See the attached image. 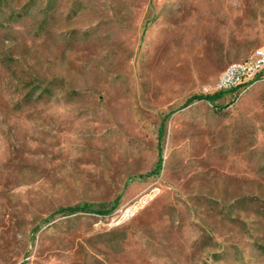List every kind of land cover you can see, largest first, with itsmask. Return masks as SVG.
Wrapping results in <instances>:
<instances>
[{
  "label": "rangeland",
  "instance_id": "rangeland-1",
  "mask_svg": "<svg viewBox=\"0 0 264 264\" xmlns=\"http://www.w3.org/2000/svg\"><path fill=\"white\" fill-rule=\"evenodd\" d=\"M256 49L264 0H0V264H264V81L189 101Z\"/></svg>",
  "mask_w": 264,
  "mask_h": 264
},
{
  "label": "built area",
  "instance_id": "built-area-1",
  "mask_svg": "<svg viewBox=\"0 0 264 264\" xmlns=\"http://www.w3.org/2000/svg\"><path fill=\"white\" fill-rule=\"evenodd\" d=\"M264 78V49H256L245 60L229 64L219 75L217 91H238L242 94Z\"/></svg>",
  "mask_w": 264,
  "mask_h": 264
},
{
  "label": "trees",
  "instance_id": "trees-1",
  "mask_svg": "<svg viewBox=\"0 0 264 264\" xmlns=\"http://www.w3.org/2000/svg\"><path fill=\"white\" fill-rule=\"evenodd\" d=\"M225 91H216L212 94H205V95H194L192 96L190 100H205L207 102H214L216 99H219L220 97H222V95L224 94ZM162 132L160 131V134ZM160 148V147H159ZM158 160L154 166V168L148 173V174H154L157 175L161 169V152H159L158 154ZM86 209V205H76V206H64V207H60L56 210L57 213H61V214H72V213H76L78 211H83ZM25 264V263H22Z\"/></svg>",
  "mask_w": 264,
  "mask_h": 264
},
{
  "label": "bare ground",
  "instance_id": "bare-ground-1",
  "mask_svg": "<svg viewBox=\"0 0 264 264\" xmlns=\"http://www.w3.org/2000/svg\"><path fill=\"white\" fill-rule=\"evenodd\" d=\"M245 60V59H244ZM262 81H264V78H263V80H258V82H262Z\"/></svg>",
  "mask_w": 264,
  "mask_h": 264
}]
</instances>
